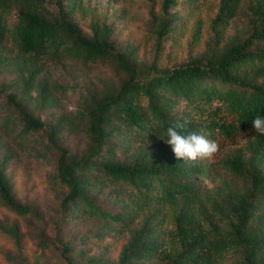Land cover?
Here are the masks:
<instances>
[{
    "label": "trees",
    "instance_id": "obj_1",
    "mask_svg": "<svg viewBox=\"0 0 264 264\" xmlns=\"http://www.w3.org/2000/svg\"><path fill=\"white\" fill-rule=\"evenodd\" d=\"M206 1L127 0V21L92 0H0V264H264V0H211V36ZM77 63L116 80L69 114L53 74ZM177 121L219 152L177 160Z\"/></svg>",
    "mask_w": 264,
    "mask_h": 264
},
{
    "label": "rangeland",
    "instance_id": "obj_2",
    "mask_svg": "<svg viewBox=\"0 0 264 264\" xmlns=\"http://www.w3.org/2000/svg\"><path fill=\"white\" fill-rule=\"evenodd\" d=\"M92 6L98 10V12L107 13L109 15L125 11L127 21L135 19L132 13L133 8L127 2V0H92ZM214 14L215 10L213 4H211V0H207L205 2L204 8L201 9L200 13L198 14L202 25L201 29H203L205 35L211 36L209 25ZM242 23H244L243 17H240L238 20H236L235 24L228 31V37H232L242 31ZM192 26L193 23L189 27L190 30ZM129 33L130 32H128V34ZM191 34L192 33H189V36ZM174 54L178 55V62L185 61L187 57V49L185 46H183V49H179ZM109 78L110 80L107 81L106 79ZM53 80L69 89L68 95H65V98H63L62 105L66 112L73 114L78 106L81 96L87 95L88 93L95 90H102L105 87L106 82H113L116 80V76H114L113 70L110 66L99 65L90 68L77 63L57 69L53 74ZM37 114L41 116L43 120H47V115L45 113L39 111ZM244 142L245 140L243 138H238L236 143L234 142L233 144H243ZM233 144L228 145L227 148H231ZM69 145L74 150L81 145V140L78 137H73L70 139ZM25 159H27L26 156ZM217 160V158L214 159L213 163L217 162ZM207 186L211 188L213 187V184L209 182L207 183ZM53 202V192L51 190H47L42 207L45 215L51 213ZM38 226L41 227L42 225L38 223ZM30 264H64V262L59 257L58 253L50 256L46 253L39 252L36 256H32V260L30 259Z\"/></svg>",
    "mask_w": 264,
    "mask_h": 264
},
{
    "label": "clouds",
    "instance_id": "obj_3",
    "mask_svg": "<svg viewBox=\"0 0 264 264\" xmlns=\"http://www.w3.org/2000/svg\"><path fill=\"white\" fill-rule=\"evenodd\" d=\"M256 133L264 135V117L252 121ZM186 122H175L167 129L166 143L172 147L177 160L195 162L198 159H211L219 152V144L204 135L186 133Z\"/></svg>",
    "mask_w": 264,
    "mask_h": 264
}]
</instances>
